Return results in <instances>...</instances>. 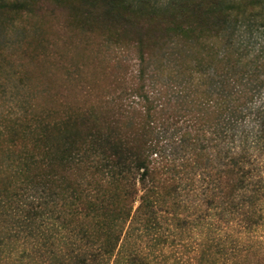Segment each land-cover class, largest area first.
I'll return each instance as SVG.
<instances>
[{
  "label": "trees",
  "instance_id": "1",
  "mask_svg": "<svg viewBox=\"0 0 264 264\" xmlns=\"http://www.w3.org/2000/svg\"><path fill=\"white\" fill-rule=\"evenodd\" d=\"M51 1L135 48L144 108L40 126L41 153L0 174V264H264V179L248 188L243 150L227 148L264 88V52L245 36L264 32V0Z\"/></svg>",
  "mask_w": 264,
  "mask_h": 264
},
{
  "label": "rangeland",
  "instance_id": "2",
  "mask_svg": "<svg viewBox=\"0 0 264 264\" xmlns=\"http://www.w3.org/2000/svg\"><path fill=\"white\" fill-rule=\"evenodd\" d=\"M6 1H26L31 7L0 11V174L10 176L21 171L29 153H41L43 145H34L42 124L68 116L75 131L85 128L83 116L96 117L115 101L130 109L144 107L137 89L141 61L133 46L106 44L99 32L80 29L68 10L51 0ZM245 36L253 50L264 52L263 31ZM144 64L143 89L153 67L151 60ZM244 108L228 132L227 148L231 153L243 150L252 189L259 176L264 179V88Z\"/></svg>",
  "mask_w": 264,
  "mask_h": 264
}]
</instances>
